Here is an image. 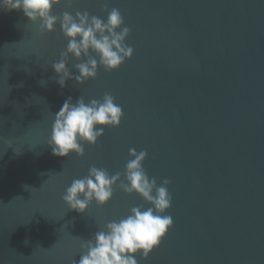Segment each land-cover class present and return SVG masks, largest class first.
Wrapping results in <instances>:
<instances>
[{
	"label": "water",
	"instance_id": "water-1",
	"mask_svg": "<svg viewBox=\"0 0 264 264\" xmlns=\"http://www.w3.org/2000/svg\"><path fill=\"white\" fill-rule=\"evenodd\" d=\"M101 3L61 2L52 13L104 19ZM112 7L130 28L131 58L63 89L51 68L67 45L59 25L41 34L22 12L0 10V264H72L106 223L150 207L115 186L84 213L61 199L91 166L123 179L129 148L146 151L145 172L158 185L167 178L172 197V226L138 264H264V0ZM105 93L122 108L119 126L82 157L53 156L47 140L64 100Z\"/></svg>",
	"mask_w": 264,
	"mask_h": 264
},
{
	"label": "clouds",
	"instance_id": "clouds-1",
	"mask_svg": "<svg viewBox=\"0 0 264 264\" xmlns=\"http://www.w3.org/2000/svg\"><path fill=\"white\" fill-rule=\"evenodd\" d=\"M59 3L61 0H0V10L22 12L31 24L38 23L41 34L52 33L59 25L67 45L51 68L61 89L66 81L82 85L96 78L98 67L111 72L131 58L133 48L125 43L130 28L124 25L118 8L109 9V0L101 3V12L107 13L104 19L87 10L55 15L52 10ZM64 3L70 7L73 0ZM69 57L76 61L71 70ZM122 116V108L111 94L105 93L101 99L87 103L83 96L75 102L67 97L53 114L47 140L51 154L82 157L84 145H95L104 128L119 126ZM128 156L123 179L119 172L109 175L103 167L91 166L86 176L72 180L61 199L70 210L84 213L93 201L98 207L104 206L112 198L115 186L125 194L135 193L150 207H132L126 217L106 223L81 244L80 259L72 264H138L137 255L146 259L172 226V217L164 214L172 203L170 181L165 178L158 185L156 178H149L143 168L145 150L129 148Z\"/></svg>",
	"mask_w": 264,
	"mask_h": 264
},
{
	"label": "snow or ice",
	"instance_id": "snow-or-ice-1",
	"mask_svg": "<svg viewBox=\"0 0 264 264\" xmlns=\"http://www.w3.org/2000/svg\"><path fill=\"white\" fill-rule=\"evenodd\" d=\"M61 2L64 3V0H61ZM78 3H79V0H73V3L70 5V7H73L74 5H76Z\"/></svg>",
	"mask_w": 264,
	"mask_h": 264
}]
</instances>
